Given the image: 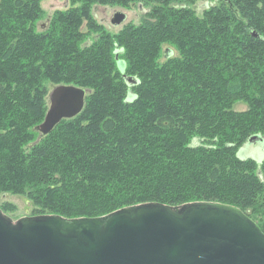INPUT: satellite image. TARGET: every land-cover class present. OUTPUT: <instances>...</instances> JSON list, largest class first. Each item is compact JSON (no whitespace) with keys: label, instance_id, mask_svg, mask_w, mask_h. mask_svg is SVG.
Segmentation results:
<instances>
[{"label":"trees","instance_id":"16d2710c","mask_svg":"<svg viewBox=\"0 0 264 264\" xmlns=\"http://www.w3.org/2000/svg\"><path fill=\"white\" fill-rule=\"evenodd\" d=\"M41 1L0 0V193L68 219L220 203L264 230V158L238 156L264 138V0H69L40 31ZM134 4L117 32L95 19ZM49 82L87 94L41 137Z\"/></svg>","mask_w":264,"mask_h":264},{"label":"water","instance_id":"95a60500","mask_svg":"<svg viewBox=\"0 0 264 264\" xmlns=\"http://www.w3.org/2000/svg\"><path fill=\"white\" fill-rule=\"evenodd\" d=\"M127 19L116 11L110 23ZM117 67L124 74L125 62ZM134 85L137 80L126 77ZM87 90L58 85L49 93L43 137L78 115ZM263 139L255 136L250 141ZM0 264H264V231L245 212L220 203L127 206L98 217L25 216L0 210Z\"/></svg>","mask_w":264,"mask_h":264},{"label":"rangeland","instance_id":"374dc122","mask_svg":"<svg viewBox=\"0 0 264 264\" xmlns=\"http://www.w3.org/2000/svg\"><path fill=\"white\" fill-rule=\"evenodd\" d=\"M69 0H43L40 2V7L43 11L42 18L35 21V27L38 30L44 29L47 27L50 19L55 14L57 10H64L68 8ZM203 4L197 3L195 6L198 9V13L201 12ZM116 11L124 12L127 15V19L124 23L119 26H114L110 23V19ZM144 9L141 5H131L128 8L121 7H95L94 15L95 19L103 24L104 28H106L110 32H117L121 29L123 25H126L129 22L137 23L139 17L144 13ZM85 23L82 26V31L85 34V38L94 36L96 33L89 32L88 28H86ZM54 88V84L47 83L48 92ZM239 108L244 109V105H240ZM251 144V143H250ZM238 156L240 157H252L257 162H260L264 158V138L258 140L257 142L249 145H245L238 152ZM0 210L1 212L10 217L13 221H17L18 219L25 216H33V209L31 205V201H29L28 197L24 194L20 193H0ZM264 231V230H263Z\"/></svg>","mask_w":264,"mask_h":264},{"label":"bare ground","instance_id":"6f19581e","mask_svg":"<svg viewBox=\"0 0 264 264\" xmlns=\"http://www.w3.org/2000/svg\"><path fill=\"white\" fill-rule=\"evenodd\" d=\"M137 80V79H136ZM84 104H85V102H84ZM84 108V107H83ZM83 110V109H82Z\"/></svg>","mask_w":264,"mask_h":264}]
</instances>
